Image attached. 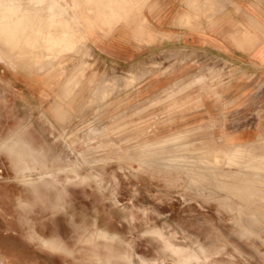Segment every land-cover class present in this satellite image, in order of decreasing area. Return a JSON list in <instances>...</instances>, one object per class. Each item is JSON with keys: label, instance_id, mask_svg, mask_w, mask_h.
<instances>
[{"label": "rangeland", "instance_id": "1", "mask_svg": "<svg viewBox=\"0 0 264 264\" xmlns=\"http://www.w3.org/2000/svg\"><path fill=\"white\" fill-rule=\"evenodd\" d=\"M125 5L0 0V264H264V147L193 155L264 138V106L197 105L225 81L189 72L206 53L105 61L91 37Z\"/></svg>", "mask_w": 264, "mask_h": 264}, {"label": "crops", "instance_id": "2", "mask_svg": "<svg viewBox=\"0 0 264 264\" xmlns=\"http://www.w3.org/2000/svg\"><path fill=\"white\" fill-rule=\"evenodd\" d=\"M123 1H126L123 9L127 11L125 17L128 21L114 22V27L107 33L96 30L91 37L92 47L105 61L132 64L140 59L162 58L168 50L186 49L192 60L197 58L198 62L200 54L206 53L219 61L220 64L213 67L215 71H210L211 66L201 67L192 63L189 72L200 73L202 68H206V74L217 73L225 81L218 82L214 88L219 95L205 92L197 105L221 107L228 102L230 106H241L253 101L255 107L264 106V0H212V3H205L206 0ZM210 9L214 12H209L207 18L200 14V11ZM111 18L109 13L108 20ZM204 27L208 28L205 30ZM226 73L229 75L223 76ZM217 97L221 101H215ZM186 105L187 102L182 106ZM255 110L254 114L251 110H237L235 113L238 117L245 116L242 118L245 120L246 116L257 115ZM229 111L223 114L228 117ZM262 130L258 126L235 135L227 134L225 146H207L193 155L230 148L252 150L258 144L264 147ZM172 136L182 138L183 132ZM189 142L172 143L174 145H166L160 151L167 148L174 153L176 150L185 151L191 145Z\"/></svg>", "mask_w": 264, "mask_h": 264}, {"label": "bare ground", "instance_id": "3", "mask_svg": "<svg viewBox=\"0 0 264 264\" xmlns=\"http://www.w3.org/2000/svg\"><path fill=\"white\" fill-rule=\"evenodd\" d=\"M43 1V0H42ZM41 2V1H40ZM2 5V4H1ZM10 6V5H9ZM42 7V6H41ZM2 11V10H1ZM15 11V10H14ZM7 12V11H6ZM13 12V11H12ZM33 12V11H32ZM12 14V13H11ZM33 14V13H32ZM28 15V14H27ZM15 16V15H14ZM13 16V17H14ZM20 16V15H19ZM30 16V15H29ZM44 17V16H43ZM17 18V17H16ZM19 18V17H18ZM22 18V17H21ZM11 22V21H10ZM18 24V23H17ZM38 24V23H37ZM36 26V25H35ZM13 28V27H12ZM19 28V27H18ZM21 29V28H20ZM12 30V29H11ZM43 31V30H42ZM15 32V31H14ZM23 33V32H22ZM19 34V33H18ZM40 34V33H39ZM15 35V34H14ZM27 35V34H26ZM2 36V35H1ZM8 36H9V34H8ZM24 36V35H23ZM7 37V36H6ZM12 37H14V36H12ZM11 37V38H12ZM20 37H22V36H20ZM3 38H4V36H3ZM9 38V37H8ZM7 38V39H8ZM10 38V39H11ZM24 39V38H23ZM1 40H3V39H1ZM5 41V40H4ZM3 41V42H4ZM8 41V40H7ZM6 41V42H7ZM13 41V40H12ZM24 41V40H23ZM2 42V41H1ZM14 42H15V39H14ZM20 42V41H19ZM9 44H10V42H8ZM33 43V42H32ZM23 44V43H22ZM8 45V44H7ZM12 45V44H11ZM61 45V44H60ZM19 46V45H18ZM25 46H26V44H25ZM62 46V45H61ZM2 47V46H1ZM10 47V46H9ZM8 47V48H9ZM15 47V46H14ZM19 47H21V46H19ZM22 47H23V45H22ZM6 48H7V46H6ZM6 48H4V49H6ZM20 49V48H19ZM11 50V49H10ZM12 50H14V49H12ZM17 50V49H16ZM15 50V51H16ZM1 53V52H0ZM3 57H6V56H3ZM7 59H8V57H7ZM21 62H22V60H21ZM45 66V65H44ZM51 67V66H50ZM189 144V143H188ZM185 157V156H184ZM257 158V157H256ZM186 159V158H185ZM243 163V162H242ZM244 165V164H243ZM238 167V166H237ZM263 167V166H262ZM261 167V168H262ZM241 168V167H240ZM242 173V172H241ZM244 174V173H243ZM191 175H188V177H190ZM249 176V175H248ZM202 179H205V180H207V178H202ZM253 180V179H252ZM246 181H248V180H246ZM246 184V183H245ZM260 186V185H259ZM253 187V186H252ZM263 187V186H262ZM256 187H254L253 189H255ZM229 189V188H228ZM244 189V185H242V187H241V190H243ZM247 190V189H246ZM231 191V190H230ZM244 193V192H243ZM248 194V193H247ZM259 194H264V188H261V189H259L258 191H254V192H252L250 195H249V199L248 200H250V201H255L256 199H257V197H258V195ZM243 196V195H242ZM262 197V196H261ZM263 198V197H262ZM246 201V200H245ZM249 203V202H248ZM239 207V206H238ZM238 209V208H237ZM247 209V208H246ZM251 211V210H250ZM264 212V211H263ZM259 214V213H258ZM263 214V213H262ZM261 215V214H260ZM264 216V215H263Z\"/></svg>", "mask_w": 264, "mask_h": 264}]
</instances>
